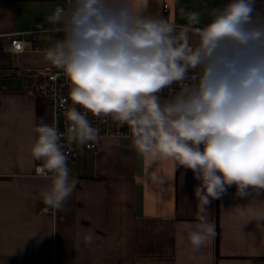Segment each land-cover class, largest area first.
Here are the masks:
<instances>
[{
	"label": "clouds",
	"instance_id": "clouds-1",
	"mask_svg": "<svg viewBox=\"0 0 264 264\" xmlns=\"http://www.w3.org/2000/svg\"><path fill=\"white\" fill-rule=\"evenodd\" d=\"M254 3L230 0L203 27H195L198 12L187 13L193 27L181 32L141 15L132 0H70L67 10L57 8L50 19L61 25L62 38L46 58L69 81L73 106L64 114L66 134L48 124L35 127L30 151L42 161L36 171L51 173L40 193L44 204L59 209L75 189L60 141L65 135L77 145L96 141L88 113L126 124L146 160L190 170L199 181L194 193L201 213L233 185L241 197L264 190V17L254 15ZM174 84L179 91L161 103L159 94ZM198 221L188 233L192 251L214 234L206 215ZM84 239L91 244L94 233Z\"/></svg>",
	"mask_w": 264,
	"mask_h": 264
},
{
	"label": "crops",
	"instance_id": "crops-1",
	"mask_svg": "<svg viewBox=\"0 0 264 264\" xmlns=\"http://www.w3.org/2000/svg\"><path fill=\"white\" fill-rule=\"evenodd\" d=\"M229 2L132 0V6L162 18L168 3L167 17L181 32L193 27L187 13L198 12L195 27H203ZM66 5L67 0H0V264H264V190L249 189L241 197L233 185L201 213L192 172L172 161L146 160L127 138L105 139L97 150L80 146L68 163L74 191L59 209L44 204L40 193L51 179L35 173L42 161L30 150L35 127L55 126L54 113L15 64L54 65L46 54L62 32L50 18ZM254 9L264 17V0H255ZM19 33L38 50L14 54L10 42ZM188 36L195 46L198 37L191 30ZM160 97L161 103L173 98ZM201 214L214 234L192 251L188 233ZM89 232L91 244L84 239Z\"/></svg>",
	"mask_w": 264,
	"mask_h": 264
},
{
	"label": "built area",
	"instance_id": "built-area-1",
	"mask_svg": "<svg viewBox=\"0 0 264 264\" xmlns=\"http://www.w3.org/2000/svg\"><path fill=\"white\" fill-rule=\"evenodd\" d=\"M70 0H67V5L65 7H60L65 10L69 8ZM169 10V4L165 3L162 10V19H165L171 23L167 17ZM176 26L177 32H180L181 25L174 23ZM191 44V43H190ZM9 49L14 54H20L24 52H34L38 50V47L31 40L25 39L22 36V33L15 35L10 42ZM22 69L18 71L16 69ZM15 70L24 78L27 85L31 91L39 96L45 97L54 113L55 127L58 128L59 132L66 134V129L68 122L65 118V112L68 108L72 107V101L70 99V83L63 74L62 70L57 68L55 65H52L50 68L44 69V66H35V65H21L20 63L15 64ZM196 73L190 70L189 78L190 81H194ZM179 91V85L174 84L171 88H165L159 95L163 96H174L176 92ZM78 110L84 111L79 106H76ZM87 118L91 125L98 130V138L94 142H88L85 145H77L75 143H69L66 140V135L61 138L62 150L67 155V164L73 163L78 157V149L80 146L84 147L87 150H97L102 146V143L105 139H122L127 138L132 141L131 133L126 124L121 125L118 121L114 120L111 116H93L91 113L87 114ZM42 165H38L36 169ZM46 177H51L49 173ZM48 207L44 206L42 211L47 212ZM55 210V208H54Z\"/></svg>",
	"mask_w": 264,
	"mask_h": 264
}]
</instances>
